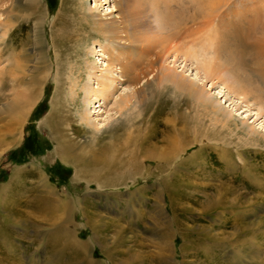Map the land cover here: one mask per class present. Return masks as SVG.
I'll return each instance as SVG.
<instances>
[{"label":"rangeland","instance_id":"374dc122","mask_svg":"<svg viewBox=\"0 0 264 264\" xmlns=\"http://www.w3.org/2000/svg\"><path fill=\"white\" fill-rule=\"evenodd\" d=\"M38 1L0 0V264H88V258L99 264H172V257L177 264H246L233 259L243 246L250 262L264 264V90L253 73L237 68V45L230 31L231 24L244 29L242 36L253 29V21L264 17V0H222L223 7L205 17L200 15L199 0H173L168 8L167 0H154L160 4L156 11L149 1L137 2L144 7H135L138 15L130 31L151 34L156 25L153 12L162 16L169 12L167 28L160 35L181 31L175 40L180 50L165 51L138 84L118 81L95 113L88 114L98 123V133L78 120L81 88L77 79L82 80L81 86L88 80L97 86L91 68L97 57L101 62L95 68L105 69L107 57L112 59L135 44L117 39L119 32L95 33L84 15L93 10L96 22L122 28V16L128 14L116 9V0ZM193 15L197 17L190 21ZM204 20L209 24H203ZM191 30H196L193 35ZM193 49L197 57L188 54ZM130 50L136 60L146 58ZM230 56L234 59L228 61ZM147 57L155 58V53ZM209 59L222 71L199 83L204 92L211 94L221 85L230 93L227 99L239 102L235 106L239 113L246 107L249 111L237 115L221 103L228 118L220 115L218 119L195 101H182L178 112L182 119L177 121L171 101L161 109L152 107L147 114L139 103L124 112L115 106L135 88L143 89L141 95L156 93L161 64L189 78L197 62ZM116 66L115 70L121 67ZM240 82L243 90L249 88L247 96L231 91ZM172 88L168 83L167 95L175 98ZM16 92H23V98L29 96L33 103L23 126L16 129L18 141L8 142L3 129L8 121L6 108ZM211 100L218 103L217 97ZM142 116L149 121L137 122L133 141L121 144L130 119ZM75 125L84 129L77 133ZM54 127L74 139L81 161H62ZM104 143L108 151L102 150ZM105 154L114 170L104 168L101 156ZM252 178L261 184L251 185ZM20 180L28 184L21 186ZM46 184L57 192L51 197L72 201L68 220L53 200L46 201ZM171 231L176 236L169 238Z\"/></svg>","mask_w":264,"mask_h":264},{"label":"bare ground","instance_id":"6f19581e","mask_svg":"<svg viewBox=\"0 0 264 264\" xmlns=\"http://www.w3.org/2000/svg\"><path fill=\"white\" fill-rule=\"evenodd\" d=\"M33 1L34 2H39L38 0H33ZM105 1H110V0H105ZM140 1H142V0H116V2H117L116 9L119 10V11L121 10L124 13L128 14V16H126L125 14L122 16V20L120 22V23L123 24L122 28L120 26L112 24V23L110 24L111 26H109L108 23L103 22V21H98L97 20V22H96V14H95V12L93 10H89L88 13H86L84 15L85 16V22H87V24H89V23L93 24V26H91L90 30L94 31L95 33L101 34L102 32L106 31L107 34H111L112 35V33L113 34L115 33V35H116L119 32L121 35H119V36L116 35L117 39L118 38L119 39H126L131 44H135V45L127 46L128 47L127 48V52H121L122 54H120V52H118V53L116 52L117 55L113 56L112 59L110 57H107L108 60L110 59V61H108V63L105 64V66H106L105 69L104 68L100 69L99 67H98V69L95 68L97 62L98 61L101 62L100 58L97 57V59L95 61V64L93 63V65L91 67L92 70L94 71L93 72V76H95L97 81H98L97 82V86L91 84V80H88L87 82H85V84L83 86H81L79 84L82 82V80L81 79L80 80L77 79V84L76 85L78 87L80 86V88H81L80 94L78 92V96H80V98H81L80 106L77 108L78 111H80V115L79 116L77 115L78 116V120L80 121V123L83 126H89V125L94 126L95 127L94 129H95L96 133H98L97 131L99 130V126L97 125L98 123L92 122V120L90 119L88 114H91L90 112L93 113L94 111H96L100 107L99 105L102 103V100H106V98L111 94L112 90L117 88L118 81L127 82L129 84L136 85V84H138V82L140 81L142 76H145V74L148 71V68H153L156 63H158V62L160 63V59L162 57V54L165 53V51L173 49L174 51L176 50L178 52V50H180L179 49L180 47H178V45L176 44L175 40L178 37L177 33H179L180 35L182 34L181 31L175 32V34L172 33L174 35L171 34V36H173L175 38H172L171 36H167V35L166 36L165 35H162V36L160 35L162 30L164 29V27H166V21H169L168 20L169 12L165 11L163 16H162V14H160L158 12H153L154 13L153 16H154V19H155L154 21H155L156 25L152 26V28H153L152 30L153 31L151 32V34H149L148 32H145V33H143V32H135L134 33L133 31L132 32L130 31L131 24L135 23L133 21L135 19L134 16L136 14L138 15L137 9L135 7L136 6H138V7L139 6H143L142 3H139V4L137 3V2H140ZM144 1L145 2L149 1V3L147 2L148 6H150V8H152V10H154V11H156L157 7L160 6V4H157V2H152L154 0H144ZM164 3L166 4L165 5L166 8H168L167 6L168 5L170 6L171 3H173V0H167ZM35 4H37V3H35ZM222 4H223L222 0H199L200 15L205 17L206 14L213 13L214 11H216V10L220 9L221 7H223ZM95 6H98V5H95ZM95 6H93V7H95ZM163 17H164V20H163ZM196 17H197L196 15H193V17L190 19V21H195ZM130 21H131V23H130ZM253 22H254V28L250 29V31L248 30L249 32H247L245 35L243 33V36H242V32H245L244 29L240 28L237 24L236 25L235 24H231L232 25L231 26L232 30H230V31L232 32L231 37H233V39L235 40L236 45H237V50L235 49L236 52H234V55L237 58L236 59L237 60L236 63H238L237 68L239 67L241 69H245V70L250 71L251 73H253L254 76H256L260 80V82L262 83V86H260V87L262 88V90H264V17L261 18V21H260V19H256ZM203 24H205V25L209 24V20L208 21L204 20ZM222 25H225V24L223 23ZM260 26H262L260 34L258 36H256V40L254 42L253 41L250 42V39H252L254 37L253 35L256 34L255 29H257V27H260ZM120 28H121V30H120ZM178 29L180 30V28H178ZM164 30H163L162 33H164ZM183 31H185V30H183ZM195 31L196 30H191V32H189L190 33L189 35H193L195 33ZM166 32H167V29H166ZM104 37L106 39H109V38H107L106 35ZM189 37H191V36H189ZM159 46H161V47L159 48ZM251 46L253 47L252 49H254V52H251L249 54L248 53V48L249 47L251 48ZM157 48H159V50L156 51L155 49H157ZM43 49H44V47H43ZM130 49H136L137 51L143 53V55L145 54L146 58L145 59L143 58V60L142 59L136 60V58H134V56H133V50L131 51ZM251 51H253V50H251ZM151 53H155V58L147 57V55H149ZM188 54L189 55L193 54L194 57L198 56V54H196L194 49L192 51H190ZM101 55H103V57L107 56L105 53H103ZM247 55H249V58H248ZM211 59L197 62L198 63L197 66H196L197 70H196L195 73H192L190 76H188L189 78H186L185 76L180 75L177 71H175L171 67H167V66L161 64V66H160V68H161L160 69V77H159L160 83L157 85L158 91L156 93H154V94L146 93V95H141L140 92H142L143 89H140V87H139V89L137 90V88H135V90L132 93H128V94H126L125 97H121L118 101H116L115 102V106L118 107L119 112H122L123 110H125L127 108H131V107L135 108V107H137V103H139L140 105H142L141 106L142 109H140V110H142L143 113H144V111H146V114H147L149 109H151L152 107H154L156 109H159V108L161 109L163 106H166L168 104V101H171V102H173V107L176 110L175 111V115H174V119L177 120V121H181V119H182L180 113H178L182 109L180 107V103L182 101L184 103H186V104H188V103H190L192 101H195L200 106L206 108L209 112H211L213 115H215V117L218 118V119H219L220 115L223 116V117L228 118V114L224 113L223 108H221V106H220L221 103H223V104L225 103L226 106H229V108L232 110V112L237 111V115H239L240 113H244V112L249 111L248 108L245 106L246 108H242L243 111L242 112L240 111V113H239V109L240 108L237 109L235 107V106H237L239 104V102L238 101L237 102L234 101L236 104H233L234 102L230 101V100H232V98L227 99V97L230 95V93L228 91H226V89H224L223 86H221V85H219L217 87L215 86L216 90L211 91V94L208 91H206L208 93L204 92L203 87H202L203 85H200V84H201V82H203L205 77H208L211 74H218V73H220L222 71L220 66L212 64ZM233 59H234L233 56L232 57L230 56L228 61H231ZM177 60L178 59H176L174 61L175 64H176ZM116 64H118L119 66L121 65V67H119V70H115V68L117 67ZM233 64H234V62H233ZM234 66H235V64H234ZM114 70L118 71V73H115ZM93 76L91 75L89 79H92ZM146 77H144V78H146ZM228 79L227 80L224 79V80L226 82H228ZM147 80H146L147 81V85H149L150 81H149V79H147ZM168 83H171L173 85L172 89H173L174 94L176 95L175 98H173V97L171 98V95L170 96L167 95V93H168L167 91L168 90L166 91V89H167V84ZM209 86L213 87V82L210 83ZM78 87H77V89H78ZM260 87H259V89H260ZM207 88H209V87H207ZM230 88H231V91H232V88H233L236 93H238L239 91H242L245 96H247L248 93L250 92L248 87H246L245 90H243L241 82L236 87H230ZM22 93L16 92L14 98L9 102V104H8V106L6 108L8 121L5 123L6 126H4L3 129H6L4 135L9 137L8 142H16V141H18L20 136H19V131H17L16 129L20 130V128L23 126V124L25 122V119L27 117V114L29 113L30 108L32 107V106H30V104L33 103L32 102L33 101L32 98H30L29 96H27L28 98H23ZM135 94L139 95L138 96L139 98L137 100L133 101V98H135ZM184 95H186V96H184ZM210 95L214 99L217 97L218 98V103H217L216 100H214V101L211 100V96ZM230 97H232V96H230ZM223 98H225V99H223ZM259 108H261V107H259ZM255 114L258 117V115L260 113L257 112ZM175 120H174V122H177ZM148 121L149 120L147 118H145V117H143L141 120H136V117L135 118H131L130 119V124H129V132L126 135V137L124 136L125 137L124 141H123V143L121 142V144L126 146L127 144H130L133 141V138H134L133 131H134V129L132 130V128L135 127V124L137 122H143L145 124ZM174 125L170 126V130L174 129V127L176 126V125L175 126ZM83 126L75 125L74 129L76 130L77 133H79L81 130L84 129ZM55 128L56 127L52 128L53 136H54V139L58 142L57 153L60 155L62 161H64V162H71V161H76V160H80L81 161L82 160V154L74 151V142H73L74 139L67 137L66 135H64V133L63 134L59 133V130L58 129L55 130ZM15 130L18 133H16ZM252 132H253V130H252ZM21 134H22V132H21ZM138 137H139V135H138ZM99 138H102V137H99ZM5 142H7V140ZM98 142H99L98 140L96 141V140L93 139V143L97 144ZM123 145L122 146L120 145V146L124 147ZM106 146L107 145L104 143V145H102V147H101L102 150H104V151L107 150L108 151ZM176 148H177V145H176ZM106 154H107V152H106ZM106 154L101 156V160L103 162H105V164H106V165H104V168H106V170L107 169L114 170L115 169L114 165H111V164L107 163L108 159L106 158ZM161 157L163 158V160H166L165 156H161ZM134 160H135V158H134ZM78 173H79V171H78ZM24 177H26V175H24ZM247 182H248V180H247ZM19 183L20 182H17L16 184L19 185ZM25 183H23L21 181L20 184H22L21 186H23ZM249 183H252L251 185H259V184H261V181L258 180L257 178H255V179L252 178L251 182H249ZM26 184H28V183H26ZM25 187H27V186H25ZM254 187H257V186H254ZM45 188H46V191L48 193V196H45L46 201L48 199L49 200H53L55 202V206L54 207L56 209H61L62 208L63 213L67 215L65 220H68V216L70 215V212L73 209L72 201L69 200L68 197L66 199H64L60 195H57L58 198L57 197H51L52 195H56L57 192H55V189L51 188L47 184L45 185ZM161 189H162V192H165V191H163L164 190L163 187H161ZM257 198L261 199L260 196H257ZM174 200H175V198H174ZM261 226H263V225H261ZM172 231L169 233L170 234L169 238L171 237V235L176 236L174 234L175 232H172ZM94 232H95V235H94V237H95L98 234H97V232L95 230H94ZM262 232H263L262 229L259 230V233H262ZM72 239H73L72 241H74V242L77 241L73 237H72ZM169 243H167V246L169 248L168 249L169 253L172 256L173 253L171 252ZM81 249L87 251L89 248L88 247L87 248L83 247ZM164 249H165L164 247H161V252H163ZM192 249L194 250L193 253H192V256L195 257L197 255L196 254L197 253L196 252L197 249L195 247H193ZM182 250L185 251V248L183 247ZM244 250L245 249H244V246H243V248L241 247V249H238V251L235 252V255H233V257H234L233 259H234L235 263H239L240 261L243 260L246 264H260V263H256L255 261L250 262V260L247 257L251 256V255L248 254L247 252H245L246 250L245 251ZM163 254L164 253H160V259L165 260L166 256H164ZM251 259H253V258L251 257ZM1 261L2 260H0V262ZM171 261H172V264H177L178 263V262H176L177 260L175 261L173 257L171 258ZM262 263H264V261H262ZM88 264H99V263L97 261L93 260L92 258H88Z\"/></svg>","mask_w":264,"mask_h":264}]
</instances>
